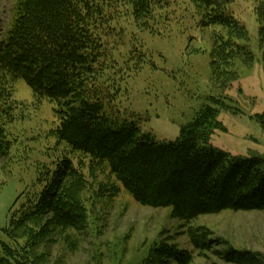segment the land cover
Here are the masks:
<instances>
[{"label":"trees","instance_id":"obj_1","mask_svg":"<svg viewBox=\"0 0 264 264\" xmlns=\"http://www.w3.org/2000/svg\"><path fill=\"white\" fill-rule=\"evenodd\" d=\"M170 1L15 0L13 18L0 38V161L10 158L14 140L6 127L18 109L11 100L12 87L22 80L36 97L55 103L58 140L95 164L105 163L137 203L171 208L172 215L186 223L224 210H264V159L234 157L212 145L213 107L201 109L175 141H158L142 131L137 118L116 107L110 81L97 83L118 60L115 51L127 38V19L145 28L154 8ZM189 1L204 27L219 28L209 65L213 81L225 87L238 79L234 60L251 57L239 44L245 28L226 11L225 0ZM136 50L130 49L127 58ZM45 170L39 191L11 211L9 225L0 231V264H35L34 247L44 231L78 230L83 225L75 192L85 180L72 158L64 156L52 170ZM188 236L194 248H209L201 229L190 230ZM156 253L178 264L189 260L187 253L172 247ZM225 259L236 264L259 261L251 252L234 249Z\"/></svg>","mask_w":264,"mask_h":264},{"label":"rangeland","instance_id":"obj_2","mask_svg":"<svg viewBox=\"0 0 264 264\" xmlns=\"http://www.w3.org/2000/svg\"><path fill=\"white\" fill-rule=\"evenodd\" d=\"M225 1L226 11L245 28L239 44L251 52L249 59L234 60L237 80L223 87L212 79L209 54L218 26L204 27L189 0H171L154 8L145 28L127 19V38L115 51L118 60L97 83L111 82L116 107L137 118L142 131L158 141H175L209 105L216 110L210 132L214 147L234 157L264 159V0ZM14 4L0 0V38ZM108 41L113 46L114 37ZM11 100L18 109L6 127L14 140L10 158L0 161V231L9 225L11 211L39 191L45 169L52 170L62 157H71L85 180L75 192L82 227L44 231L34 247L35 264H178L156 253L166 247L187 253L186 264H236L225 259L229 249L251 252L264 264V210H224L186 223L171 208L141 205L105 163L95 164L58 140L54 102L36 97L22 80L13 84ZM194 229H201L208 249L193 247L188 233Z\"/></svg>","mask_w":264,"mask_h":264}]
</instances>
